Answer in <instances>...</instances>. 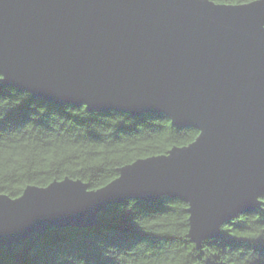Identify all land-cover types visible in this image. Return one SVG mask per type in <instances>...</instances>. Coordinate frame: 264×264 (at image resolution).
<instances>
[{"label":"water","instance_id":"obj_1","mask_svg":"<svg viewBox=\"0 0 264 264\" xmlns=\"http://www.w3.org/2000/svg\"><path fill=\"white\" fill-rule=\"evenodd\" d=\"M0 75L55 103L159 112L199 130L98 189L66 176L0 192L8 253L33 233L97 225L127 199H182L197 244L263 202L264 0H0Z\"/></svg>","mask_w":264,"mask_h":264},{"label":"trees","instance_id":"obj_2","mask_svg":"<svg viewBox=\"0 0 264 264\" xmlns=\"http://www.w3.org/2000/svg\"><path fill=\"white\" fill-rule=\"evenodd\" d=\"M240 4L245 0H214ZM199 130L176 127L164 113L89 110L55 103L0 75V192L20 196L30 184L66 176L98 189L119 168L193 141ZM259 208L238 214L220 235L191 240L188 203L163 196L127 199L99 213V224L50 228L0 248V264H264V196Z\"/></svg>","mask_w":264,"mask_h":264},{"label":"snow or ice","instance_id":"obj_3","mask_svg":"<svg viewBox=\"0 0 264 264\" xmlns=\"http://www.w3.org/2000/svg\"><path fill=\"white\" fill-rule=\"evenodd\" d=\"M245 2L252 3V2H254V0H245Z\"/></svg>","mask_w":264,"mask_h":264}]
</instances>
